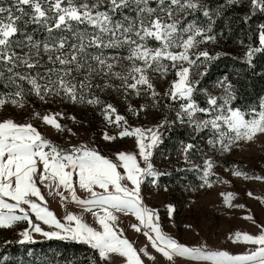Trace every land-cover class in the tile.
Returning <instances> with one entry per match:
<instances>
[{
    "label": "snow or ice",
    "instance_id": "6c2138e0",
    "mask_svg": "<svg viewBox=\"0 0 264 264\" xmlns=\"http://www.w3.org/2000/svg\"><path fill=\"white\" fill-rule=\"evenodd\" d=\"M257 13L264 14V0H0V229L15 230L21 245L87 250L20 264H161L160 257L163 264H264V222L250 211L243 218L259 231L229 233L244 246L234 253L181 242L143 194L148 187L201 193L230 184L215 171L219 162L239 142L264 136V95L241 104L234 82L241 72L264 77ZM229 40L242 54L227 51ZM222 57L243 68L214 76ZM77 108L95 114L106 145L132 138L133 150L104 154L95 139L71 143L77 134L63 121L78 123ZM150 114L154 123H140ZM41 126L70 138L57 142ZM224 171L264 181L236 165ZM174 174L171 184L161 182ZM219 195L226 209L246 207L234 203L233 192ZM56 197L63 214L50 205ZM164 207L173 219L175 204ZM128 216L129 227L146 237L143 246L125 235ZM0 264L15 262L3 255Z\"/></svg>",
    "mask_w": 264,
    "mask_h": 264
},
{
    "label": "rangeland",
    "instance_id": "374dc122",
    "mask_svg": "<svg viewBox=\"0 0 264 264\" xmlns=\"http://www.w3.org/2000/svg\"><path fill=\"white\" fill-rule=\"evenodd\" d=\"M226 48L230 52L242 54V50L235 45L227 43ZM75 115L78 118V123L72 124L71 121L66 119L63 121L73 128V131L77 134L75 137L70 138L69 134L66 133L62 138L58 139L55 130L51 127L45 128L41 126V130L53 140L61 143L69 138L71 139V143L95 139L104 154H110L113 149L117 148L133 150L134 141L132 138H126L111 145H106L101 141L99 139V120L95 118L93 112L77 108L75 109ZM132 119L135 123L134 118ZM89 121H91V125H89ZM154 122L155 117L152 114L146 119L142 117L140 120V123H143L145 126ZM157 162L159 163V160ZM233 165H236L240 170L248 172L249 176L253 174L264 175V136H257L252 142H239V146L219 162L215 171L223 179L231 181L230 184L216 183L211 191H202L201 193L181 192L176 189H171L168 192H158L148 187L143 190L145 202L159 210L164 230L181 242L189 245L206 242L212 249H226L234 253L241 252L244 250V246L232 243L227 237L229 233L236 230L248 231L253 234L258 233L259 229L257 225H254L252 221L244 219L243 216L250 211L258 223L264 222V203L255 198L264 197V181L235 177L230 172L224 171L225 167L231 168ZM177 175L179 174H174L171 178L164 177L161 182L163 184H171L175 181ZM188 179L195 182V177L192 174H188ZM249 191L253 193L252 197L247 195ZM221 192H233L237 194L234 203L244 204L246 206L245 209H226L222 204L223 198L219 195ZM78 194L84 195L83 192H79ZM49 200L51 207L58 214H63L64 209L59 206V197H56L55 200L49 198ZM170 202L174 203L176 208L173 219H169L166 216V209L164 207ZM69 210L81 211L78 206L73 204L69 205ZM89 219L91 218L89 217ZM133 221L134 218L131 216L123 217L121 226L125 228V235L134 246H143L146 243V237L129 227V224ZM186 225H190L191 227L188 228ZM4 239L16 241L19 239V236L15 230L0 229V249L3 247ZM50 249L48 246L39 247L36 251L33 248H28L27 250L21 248L11 258L15 264H20L21 260L35 261L37 256L51 257L54 250ZM29 250H32L34 253L32 257L27 255ZM151 251L154 252V250ZM160 259L161 264H163V258L160 257Z\"/></svg>",
    "mask_w": 264,
    "mask_h": 264
},
{
    "label": "trees",
    "instance_id": "16d2710c",
    "mask_svg": "<svg viewBox=\"0 0 264 264\" xmlns=\"http://www.w3.org/2000/svg\"><path fill=\"white\" fill-rule=\"evenodd\" d=\"M253 25L264 23V14L257 13L252 19ZM235 35L240 34V28H235ZM228 44L234 45L232 40L227 42ZM229 51V50H227ZM230 52V51H229ZM259 64H264V62L258 61ZM235 68H243V65L239 63V61H233L230 57L224 58L222 57L219 62H217L213 67V75H217L223 72H233ZM257 73L260 72V67H257ZM239 89V93L242 96V99L239 101L241 104H250L254 103L259 96L264 93V77L260 75H252L248 72H241L240 78L234 81ZM173 137L176 136V133H170ZM0 249V257L4 254H8V256H12L14 253L19 252L21 248L27 250L28 248H33L35 251L39 247H47L50 250L59 251L63 253L64 257H70L73 253H85L87 252L86 248L82 245H64V244H51L48 241H39L36 244H18L15 241H12L10 245H2Z\"/></svg>",
    "mask_w": 264,
    "mask_h": 264
}]
</instances>
